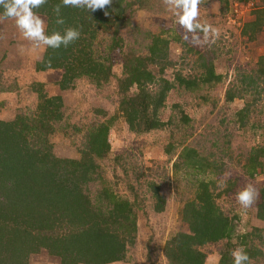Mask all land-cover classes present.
Returning <instances> with one entry per match:
<instances>
[{
    "label": "rangeland",
    "instance_id": "rangeland-1",
    "mask_svg": "<svg viewBox=\"0 0 264 264\" xmlns=\"http://www.w3.org/2000/svg\"><path fill=\"white\" fill-rule=\"evenodd\" d=\"M122 8L120 21L98 28L94 39L86 35L81 48L93 59L105 61L109 79L81 75L67 89L60 87L64 69L37 70L48 47L26 40L13 19L0 17L1 134H12L5 127L15 123L9 126L20 142H27L26 150L58 160L57 173L67 172L64 178L72 180L76 166L86 170L79 187L89 209L106 214L114 197L128 203L136 221L135 232L123 221L106 222L104 217L93 229L85 215L73 227L63 220L53 231L42 233L59 238L79 232L85 239V233L89 237L97 230L122 239L125 248L116 256L123 259L104 264H180L170 253L177 236L190 234L184 210L207 184L229 220L231 235L195 245L194 250L204 254V264H233L231 252L243 247L250 264H264V92L246 91L240 83L242 75L264 67V0H198L197 20L219 30L215 42L211 34L205 42L203 32H189L180 25L182 12L170 8L166 0H123ZM101 11L114 18V11ZM36 14L47 34L48 17ZM154 44L167 46L169 64L163 71L151 63L146 68L157 80L169 81L173 89L157 114L163 126L136 134L120 111V82L125 61L150 58ZM210 66L218 80L205 81ZM229 91L239 96L230 101ZM137 92L134 86L128 96ZM44 97L61 101L44 111ZM101 125L109 127L110 148L96 155L90 143ZM13 158L21 162L18 156ZM248 185L257 195L244 209L237 197ZM8 186L16 187L0 177V206L8 202L4 194ZM5 221L0 216V259L6 264H70L74 258L71 254L64 263L50 249L49 238H43V246L34 243L40 230L31 232L27 224L11 218Z\"/></svg>",
    "mask_w": 264,
    "mask_h": 264
},
{
    "label": "trees",
    "instance_id": "trees-1",
    "mask_svg": "<svg viewBox=\"0 0 264 264\" xmlns=\"http://www.w3.org/2000/svg\"><path fill=\"white\" fill-rule=\"evenodd\" d=\"M122 1L118 0L116 5L111 2L103 8L106 14H111L114 11L113 19L110 15L103 16L102 9L89 13L86 8L64 6L62 0H46L44 4L34 9L35 13L48 17L47 34L50 35L52 32L63 34L67 28H76L80 32L79 38L67 47L61 46L58 49L48 47L42 62L37 65V70L64 69L60 82L61 89H67L71 82L81 75L108 80L110 68L105 66V61L93 59L91 54L81 48L85 46L82 43L85 41L86 35H89L90 39H94L98 28H106L108 23L113 21L111 23L113 25L115 21H120L121 14L124 12ZM57 6L60 7L59 16L63 18V24L56 23L58 17L55 9ZM2 11L3 9L0 7V13ZM95 27L96 29H94ZM147 63L160 65V69L163 71L169 64L167 46L158 48L154 44L150 47V58H129L124 63L125 77L120 82V94L123 95L120 111L129 129L136 134L153 131L163 126L164 123L158 119L157 114L165 105L168 93L173 89L169 81L162 78L157 80L155 75L147 70ZM219 77L210 66L208 78L205 81L218 80ZM180 81L185 83L183 79ZM240 83L246 91L257 92L260 90L264 92V67L256 72L242 75ZM134 86L137 87L138 92L129 97L128 93ZM227 96L232 101L239 95H236L235 91L233 93L229 91ZM41 98L43 97L41 96ZM44 98L46 99L44 111H47L54 101H61L60 97ZM14 124L9 125L14 127ZM9 125H6L5 128H10L7 132L12 134L3 135L0 132V177L13 182L16 187L8 186L4 191L8 200L7 203L3 202L0 206V216L3 217L4 223L6 219L11 218L23 226L27 224L30 231L40 230V233L34 234V243L37 246H43L45 244L42 243L43 238H49L48 240H51L50 249L60 255L64 263L71 254L75 255L74 258L71 256V263L80 260L87 264H104L122 260L123 257L116 256V254L120 255L124 250V241L111 235L105 236L104 233H98L97 230L94 232L96 235L89 237L85 233V239L83 238L84 233L79 234V232L62 234L59 238H52L42 233L43 231H53L54 228L65 222L63 220L67 221L69 227H73L75 221L85 215L90 220L86 221L87 225L93 229L97 227V223H100V218L104 217L106 222L111 219L117 223L123 221V226H133L132 231L135 232L136 221L128 203L121 202L114 197L110 198L112 209L106 214L101 211L95 213L94 209H89L91 206L88 201H85L79 187L81 179H86V170L82 168L79 170L76 166V170L70 174L72 180L64 178L67 172L57 173L58 160L50 159L38 150H26L24 145L27 142L25 140L20 142ZM108 131L109 127L105 125H101L94 131L93 140L90 143L94 154L102 155L109 150ZM19 133L22 135L24 130H20ZM12 141H15L16 144H11ZM13 156L21 158V162L19 163V160L14 159ZM69 182L72 184H68ZM161 201L163 200L161 199ZM159 207L162 210L163 203ZM183 218L189 224L190 234L185 233L177 236L174 241V243L176 242L175 250L170 253L180 264H204V254L194 250V246L201 247L210 242H218L231 235L229 220L216 206L207 184H203L196 199L187 204ZM41 234L44 237L41 238ZM24 236L27 237V235ZM104 255L108 258L101 260ZM0 262L8 263L4 259H0Z\"/></svg>",
    "mask_w": 264,
    "mask_h": 264
},
{
    "label": "clouds",
    "instance_id": "clouds-1",
    "mask_svg": "<svg viewBox=\"0 0 264 264\" xmlns=\"http://www.w3.org/2000/svg\"><path fill=\"white\" fill-rule=\"evenodd\" d=\"M46 0H0V7L3 11L0 17L13 19L17 29L22 36L29 41L47 47L58 49L61 46L67 47L71 42L78 39L80 32L76 28H67L63 34L60 32H52L46 34L44 22L34 12ZM112 0H62L64 6L71 5L75 8H86L95 12L97 9H103L106 5L111 4ZM170 8L182 12L179 14V23L189 32L201 31L204 33V40H209L211 34L212 42L219 37V30L212 26L202 25L198 20V0H166ZM57 13V24H63L64 20L59 16L60 7L55 9ZM257 193L253 186L248 185L238 194V202L244 208L251 207ZM233 264H250V256L243 247H239L231 252Z\"/></svg>",
    "mask_w": 264,
    "mask_h": 264
}]
</instances>
